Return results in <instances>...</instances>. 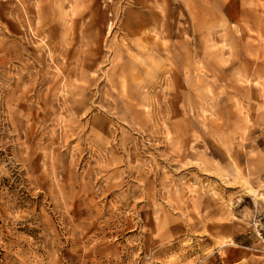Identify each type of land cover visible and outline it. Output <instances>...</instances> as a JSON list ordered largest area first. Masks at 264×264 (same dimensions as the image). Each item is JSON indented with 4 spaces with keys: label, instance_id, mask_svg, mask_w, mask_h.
<instances>
[{
    "label": "rangeland",
    "instance_id": "1",
    "mask_svg": "<svg viewBox=\"0 0 264 264\" xmlns=\"http://www.w3.org/2000/svg\"><path fill=\"white\" fill-rule=\"evenodd\" d=\"M0 264H264V0H0Z\"/></svg>",
    "mask_w": 264,
    "mask_h": 264
}]
</instances>
